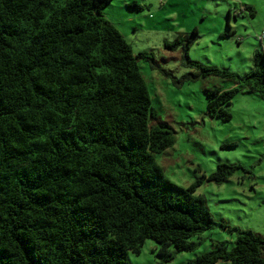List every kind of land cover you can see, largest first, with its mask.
Instances as JSON below:
<instances>
[{"label":"trees","instance_id":"obj_1","mask_svg":"<svg viewBox=\"0 0 264 264\" xmlns=\"http://www.w3.org/2000/svg\"><path fill=\"white\" fill-rule=\"evenodd\" d=\"M111 1L0 0V264H130L127 253L147 239L169 262L219 226L195 196L201 182L177 186L155 162L175 136L157 121L138 67L152 54L134 55L104 17ZM197 39L193 29L165 44L189 69L163 72L177 88L232 81L206 92L207 115L222 121L244 90L264 101L263 51L240 76L191 60ZM236 169L219 164L208 181ZM223 228L236 233L234 246L215 242L189 264H264V236Z\"/></svg>","mask_w":264,"mask_h":264},{"label":"rangeland","instance_id":"obj_2","mask_svg":"<svg viewBox=\"0 0 264 264\" xmlns=\"http://www.w3.org/2000/svg\"><path fill=\"white\" fill-rule=\"evenodd\" d=\"M102 13L131 45L134 55L152 54L151 59H138V67L157 121L175 136L172 147L154 154L156 164L167 180L182 188L200 181L195 196L205 199L219 225L191 238L198 243L196 249L175 253L169 262L157 255L159 245L150 239L139 254L127 253L128 262L189 264L212 250L215 242L231 249L236 233L223 226L264 236V101L244 90L228 108L230 120L210 118L206 92L231 89L232 81L209 77L177 88L163 73L180 78L189 71L180 61L181 49L165 44L193 29L198 39L189 48L191 60L240 76L248 73L255 51L264 52L259 39L264 33V0H112ZM227 21L231 35L223 36L228 32ZM219 164L237 169L221 184L208 181Z\"/></svg>","mask_w":264,"mask_h":264},{"label":"built area","instance_id":"obj_3","mask_svg":"<svg viewBox=\"0 0 264 264\" xmlns=\"http://www.w3.org/2000/svg\"><path fill=\"white\" fill-rule=\"evenodd\" d=\"M260 41H263L264 42V33L260 36Z\"/></svg>","mask_w":264,"mask_h":264}]
</instances>
